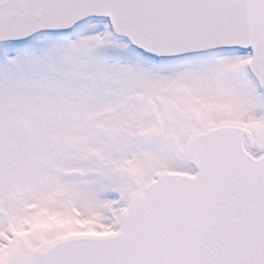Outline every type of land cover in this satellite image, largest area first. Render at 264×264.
I'll use <instances>...</instances> for the list:
<instances>
[{"label":"snow or ice","instance_id":"snow-or-ice-1","mask_svg":"<svg viewBox=\"0 0 264 264\" xmlns=\"http://www.w3.org/2000/svg\"><path fill=\"white\" fill-rule=\"evenodd\" d=\"M0 264H264V0H0Z\"/></svg>","mask_w":264,"mask_h":264}]
</instances>
